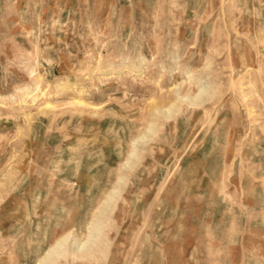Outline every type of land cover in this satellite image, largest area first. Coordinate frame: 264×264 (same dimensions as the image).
Masks as SVG:
<instances>
[{"label": "rangeland", "instance_id": "rangeland-1", "mask_svg": "<svg viewBox=\"0 0 264 264\" xmlns=\"http://www.w3.org/2000/svg\"><path fill=\"white\" fill-rule=\"evenodd\" d=\"M228 261L264 264V0H0V264Z\"/></svg>", "mask_w": 264, "mask_h": 264}, {"label": "crops", "instance_id": "crops-1", "mask_svg": "<svg viewBox=\"0 0 264 264\" xmlns=\"http://www.w3.org/2000/svg\"><path fill=\"white\" fill-rule=\"evenodd\" d=\"M228 252H229V251H228ZM228 252H227V253H228ZM228 254H229V256H228V258H227V259H228V260H229V259H232V258H231V255H230V253H228ZM252 256H253V255H252ZM253 257H255V258H256V256H253ZM233 259H235V258H233ZM228 264H229V261H228ZM233 264H235V263L233 262Z\"/></svg>", "mask_w": 264, "mask_h": 264}, {"label": "bare ground", "instance_id": "bare-ground-1", "mask_svg": "<svg viewBox=\"0 0 264 264\" xmlns=\"http://www.w3.org/2000/svg\"><path fill=\"white\" fill-rule=\"evenodd\" d=\"M60 246V245H59ZM56 250V251H55ZM53 253H56L57 252V249H55Z\"/></svg>", "mask_w": 264, "mask_h": 264}]
</instances>
